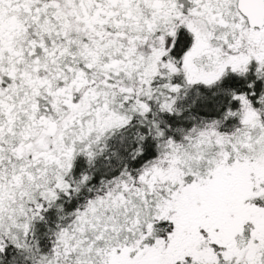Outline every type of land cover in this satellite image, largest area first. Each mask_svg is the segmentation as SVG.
Masks as SVG:
<instances>
[{
    "label": "snow or ice",
    "instance_id": "6c2138e0",
    "mask_svg": "<svg viewBox=\"0 0 264 264\" xmlns=\"http://www.w3.org/2000/svg\"><path fill=\"white\" fill-rule=\"evenodd\" d=\"M0 264H264V0H0Z\"/></svg>",
    "mask_w": 264,
    "mask_h": 264
}]
</instances>
